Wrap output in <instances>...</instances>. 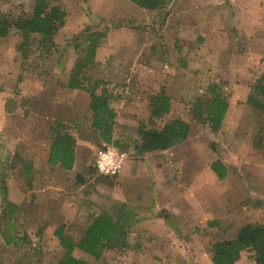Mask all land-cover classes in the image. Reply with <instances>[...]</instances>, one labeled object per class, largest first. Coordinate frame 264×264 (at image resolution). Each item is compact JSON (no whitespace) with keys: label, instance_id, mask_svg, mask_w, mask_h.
Here are the masks:
<instances>
[{"label":"rangeland","instance_id":"374dc122","mask_svg":"<svg viewBox=\"0 0 264 264\" xmlns=\"http://www.w3.org/2000/svg\"><path fill=\"white\" fill-rule=\"evenodd\" d=\"M38 1L40 0H0V25L11 26V35L4 39L0 38V61L3 59L5 66H10L13 70L9 73V79L3 85L0 84V214L8 215L6 211L8 198L17 197L19 187H27L30 189L28 194L34 197L31 202L34 205H28L31 219L35 215L49 218L56 212V207L63 205L62 212L69 215L68 213L72 212L67 207L69 204H66L69 195H73V201H76L82 198L84 191L86 195L90 194L93 197L107 194L105 182H110L115 176L103 175L95 167L98 152L105 147L103 140L98 145L93 144L91 148L87 178H75V174L71 176L63 169L51 166L45 168L42 164L39 169L33 171L22 166L23 160L29 159L34 162L33 158L37 153L31 147V138L36 136V132L42 134L43 140L50 139L48 130L56 116H59L53 108L57 105L55 98L61 99L63 96L64 101L71 99L67 94L73 91H69L67 86L78 62L82 65L79 70L86 77L85 88L96 87L99 94L104 89L106 91L107 88L114 89L118 82L110 77L111 73L118 71L124 60L136 68L144 66L145 64L139 60L140 53L148 57L146 63L149 66L146 70H150L154 76L163 77L166 82L170 80L174 71L171 66L178 69L180 66L186 67L189 62L191 69L187 72L190 76L188 80L196 83L197 87L200 86L198 83H201L198 98L203 104L206 105L210 98L208 85L215 82L226 98H233L237 94L241 96L236 102L239 110L237 113L241 112L240 115L246 116L254 115V112L255 115H264L261 111H254L255 109L242 99L244 96L242 91L246 84L252 82L253 86L264 71V40L256 36L258 30L256 18L260 12L264 18V11H260L258 5H252L253 0H249L246 10L243 8L248 0H237V9L231 4L226 7L225 0H170L164 7L153 11L137 6L132 0H45L48 8L60 6L66 10L64 25L52 36L39 33L25 35L16 31L12 23L19 16L33 15ZM194 7L200 8L194 23L197 25L201 19L208 17L209 25L204 27L185 25L183 29L190 36L187 37L188 44H185L186 46L178 44L174 39L175 35L168 30L163 21L170 19L171 23L175 22L178 27L181 22L178 20L179 16H183L185 21L187 17L184 15ZM210 14L215 16L221 14L220 20L213 19V16L210 19ZM177 27L174 26L173 29ZM199 30H202L201 35L198 33L199 37L194 39ZM95 32L103 35L96 36L94 56L89 62L84 63L83 60L89 53L87 46L90 41L87 37ZM261 34L264 36V28ZM116 44L120 45L118 51ZM123 67L129 68L128 65ZM194 71L201 72V75H189ZM183 73L184 75H180L181 80L187 75L185 71ZM74 92L82 94L85 91L80 89ZM187 103L184 110L191 116L194 105L191 102ZM59 106L67 108L65 103ZM56 111L59 113L58 108ZM230 129L229 125L213 135V131H210L207 125L200 124V131L203 133H200L197 147L202 151L200 157L203 164L210 162L219 148L222 153L227 151L231 143L228 136ZM252 129L257 130V127ZM92 142L96 143L95 140ZM133 145L134 143L129 142L121 146V149L128 153V159L137 158ZM32 166L34 169V164ZM32 173L35 178H31ZM87 181L89 183L83 187L82 183ZM51 184L65 185V188L64 190L51 188L49 187ZM61 201L63 204H60ZM18 206L14 217L10 219L0 217L2 221L0 231L8 228L15 218V230L9 233L15 235L17 241L22 243L18 245L19 247H6L0 241V264H43L59 260L64 250L60 243L51 237L52 227H45L46 240L39 241L38 227L31 225L27 220L20 221L23 213V216L25 213L28 216L26 212L28 206L24 203ZM235 206L236 211L238 210L236 214L239 215L236 218L182 220L185 233L189 232L188 234L183 233L179 227L174 232L172 228L163 224L162 229L168 228L163 242L170 243V246L176 248L169 251L167 256H163L161 252H148L150 247L143 250L141 244L139 250H134L136 241L142 242L143 246H149L152 241L159 239L158 237L129 235L127 242L130 246L111 247L99 261L87 258L94 264H137L142 258L163 260L189 257L204 258V261L209 262L212 260L211 245L218 237L221 235L227 237L234 232L237 234L240 228L238 225L243 222L245 224L258 222L264 225L259 221L257 212L254 210L250 212V205L246 211L243 204ZM170 221L171 227H176L174 223L172 224V219ZM28 237L29 240H25ZM184 245L192 250L180 249ZM163 253L166 255L165 251ZM243 255L248 261L255 260V252L252 250H244ZM145 262L148 263L147 260Z\"/></svg>","mask_w":264,"mask_h":264},{"label":"crops","instance_id":"0c3cea01","mask_svg":"<svg viewBox=\"0 0 264 264\" xmlns=\"http://www.w3.org/2000/svg\"><path fill=\"white\" fill-rule=\"evenodd\" d=\"M225 1H227L226 7L231 4L234 5L236 9L238 8L237 0ZM248 5L249 0L244 4L243 10H246ZM252 5H258L259 10L264 11V0H253ZM198 8L199 7H194L192 11L189 10V13L187 12V14L184 15L187 17L185 21L183 20V16H179L178 20L180 19L181 22L178 27L175 22L171 23L170 19L168 21H163L169 28L168 30L175 35L174 39L178 44H188L190 36L183 27L185 25H196L194 21L197 19L196 14L200 9ZM212 14H210V19H212L213 16V19L220 20L221 14H219V16ZM208 19V17L201 19V22L198 23L196 27L209 25L207 24V22H209ZM256 20L258 24L256 36L264 40V36L261 34L264 28V18L261 12ZM183 21L186 24H184ZM107 22L109 21L107 20ZM118 23L123 22L118 21ZM174 26L177 27V29H173ZM201 31L202 30L196 32L197 35L195 34L193 38L197 39L199 37L198 33L201 35ZM9 34L0 38H7ZM109 34L110 32L107 33V35ZM88 38L89 37H87V39ZM119 46V44H116V50L120 48ZM140 54L139 60L145 64L144 66L136 68L131 65L132 63H128L127 60H124V62L120 60L122 63L118 71H114V73H111L112 76H110L115 79L116 83L118 82L120 84L117 83L114 89L107 88L109 93L106 89L103 90L109 95L110 106L116 113L114 125L115 140L119 143L120 148L123 143H134L133 148L137 154V158L135 157L127 160L121 172L115 175L110 182H105L107 194H100L93 197L90 194L86 195L84 191L81 195L82 198H78L76 201H73V195H69L66 198V200H68L66 204H69L67 207H69L72 212L67 215L65 212H62L64 205L62 207L58 206L56 207V212L50 215L51 217L54 216L52 219L51 217L43 218L38 215H35L31 219L30 206L28 205H34L31 204L34 197L32 194H28L30 189L27 187H19L18 196L8 198L10 202L15 203L17 206L20 203H24L28 206L26 207L28 216L26 213L25 216H23V213L20 221L25 222V220H27L31 222V225L38 227L39 241L46 240L45 227L50 226L52 227V229H50L52 234L51 237L59 242L54 232L58 226L63 224L66 226V232L72 235L75 240H79L94 219L101 213L106 212L115 220H118L120 216L123 215L127 217V221H125L127 238L129 235L159 238L152 241L149 246H143L142 242L136 241L134 250H139V245L141 244L143 250H147L146 247H150L148 252H161L163 256H167L169 251L176 248L170 246V243L163 242L165 239L164 234L168 231V228H161L163 224L172 228L174 232L177 231L179 227V229L185 233L182 220L186 219L190 221L194 218H202L205 220L236 218L239 217V215L236 214L238 211H236V204H243L244 210H249L247 207L250 205V212H252V210H254L255 213L257 212L259 214V221L264 223V115H255V112L254 115L251 116H246L244 114L240 115L241 112H236L239 111L236 107V102L241 96L237 94V96L234 95L233 98H226L222 95L229 102V107L221 125L218 129L212 130L210 123L206 121V113L204 115L196 113V108L199 106H204L206 108L209 100L206 105L203 104L202 100L198 98L201 83H198L200 86L198 85L197 87L196 83H191L188 80L190 76H188L187 72L190 71L191 64L188 62L186 67L180 66L178 69L171 66L170 68L174 71L170 76V80L166 82L163 77L154 76L150 70H146L149 66L146 63L148 57L144 56L142 53ZM173 58L172 56V59ZM122 59H124V57H122ZM2 61L4 60L2 59L0 61V84L3 85V83L9 79V73H12L13 70L10 66H5V63ZM123 65H128L129 68L125 69ZM184 71L187 75L186 77L184 76V80H181L180 75H184ZM263 72L264 71H262V73ZM189 75L200 76L201 72L194 71L193 74L191 73ZM210 79H208V82ZM211 84L217 83L211 82L208 85L210 98L211 91L209 86ZM252 84L251 82L246 84V86L244 85L245 87L242 91L244 96L242 99L245 102H247L248 96L251 93ZM67 87L69 91H73L67 94L71 99L64 101L63 96L61 99L55 98L57 105L53 108H55L57 115L59 114V116H56V119H60L67 123L70 133L76 139V144L74 146L75 159L72 169L63 168L60 163L52 164L49 162L52 148L50 129L48 130L50 139L43 140L41 137L42 134L39 131L36 132L34 138H31V147L37 154L33 158L34 162L29 159L23 160L22 166L28 167L33 171L39 169L42 164L45 168L51 166L53 168L63 169L69 172L71 176L75 174V178H87L88 160H90L91 148H93V144L98 145L103 139L100 135V131L93 126L94 117L92 116L93 112L90 108L92 99L91 93L86 90H84L85 92L82 94H80V92L75 93L74 91L80 89L72 88L69 84ZM162 98H168L169 100L166 108L165 102L162 103ZM187 102H191L194 105V110L192 111L194 114L191 112V116L184 110L185 106L188 104ZM62 103H65L67 108L60 107L59 104ZM250 107L253 106L250 105ZM56 108L59 109V113L56 111ZM254 111L258 110L255 109ZM175 120H183L189 123L188 134L185 139L168 147L146 149L143 146L146 143L147 132L155 130L161 132L168 124ZM201 123L207 125L208 129L213 131V135H216V133H219L220 130L225 129L229 125L231 128L228 133L231 140L229 148L223 153L219 150L221 148H219L217 150L218 152L214 155L215 157L207 164H203L200 157L202 151L197 147V141L201 135L200 133H203L200 131ZM252 127H257V130H253ZM93 140H95L96 143H93ZM215 161H220L224 167H226L225 179H221L217 172L213 170L212 164ZM32 164H34V169L32 168ZM31 178H35L34 173H32ZM88 183V181L82 183V186L84 187V185ZM49 187L64 190L65 185L59 186L51 184ZM60 204H63V202L61 201ZM0 217H3V219H10L8 215L5 216L2 213ZM171 219L173 221L172 224L174 223L176 225V227H174L175 229L171 227ZM13 221H15V218H13ZM45 221H47V223ZM1 223L2 221L0 220V224ZM244 224V222L239 224L238 228ZM12 229L15 230L13 227L10 229V226H8V228H3V230L0 231V241L6 247H19L18 245H21L22 241L18 242V238H15L16 242L13 243H8L5 239ZM235 234L234 232L231 235H227V237L221 235L216 240L232 239L237 236V234ZM128 245L130 246L127 242L126 246ZM110 248L105 251L110 250ZM62 249L64 250L63 247ZM180 249L186 251L192 250L185 245ZM105 251L99 260L103 259L106 254ZM163 251L166 252V255H164ZM243 252L244 251H242L240 259H238L235 264H257L255 260L248 261L244 257ZM74 253L76 256L87 260H89L87 257L93 258L80 250H75ZM210 255L212 257V252H210ZM143 259L144 258L138 260L137 264H214L211 259L209 262L207 260H205V262L204 258L190 257L184 259L164 258L163 260L144 259V261L147 260L148 263H144V261L141 262ZM49 263L53 262L43 264Z\"/></svg>","mask_w":264,"mask_h":264},{"label":"trees","instance_id":"16d2710c","mask_svg":"<svg viewBox=\"0 0 264 264\" xmlns=\"http://www.w3.org/2000/svg\"><path fill=\"white\" fill-rule=\"evenodd\" d=\"M137 6L155 10L167 5L170 0H132ZM67 12L60 6L47 7L45 0L36 3L33 15L19 16L12 23L13 27L25 35L39 33L44 36L54 35L65 23ZM11 27V26H10ZM9 25H0V37L10 33ZM103 33L95 32L89 34L88 56H85L84 63L89 62L95 53L96 36L100 37ZM81 63L78 62L74 71L71 73L69 86L72 88L84 89L91 93L92 99L90 108L94 117L93 126L100 131L105 147L114 145L119 147V143L114 138V125L116 113L110 106L109 95L104 91L100 94L96 87L85 88L84 81L86 77L79 68ZM211 98L206 108L199 106L196 113L204 115L206 121L210 123L212 130L218 129L221 125L229 102L222 93L217 84L209 86ZM168 98H162L165 102V108ZM247 103L252 105L256 110L264 113V72L259 76L256 83L252 86L251 93L248 96ZM189 123L183 120H175L168 124L161 132L155 130L147 132L146 143L143 145L146 149L168 147L185 139L188 134ZM52 138V148L49 162L52 164L60 163L63 168L72 169L74 164V146L75 137L69 131V125L60 119H55L50 126ZM147 146V147H146ZM212 168L217 172L221 179L226 177V167L220 162L215 161ZM17 205L8 201L7 212L9 217H14ZM16 221V219H15ZM15 221L11 223L10 229H15ZM125 215L115 220L108 213H101L86 228L79 240L66 232V226L60 225L55 229V235L59 239L61 246L64 248V255L57 261L49 264H92L89 260L75 255V250H80L85 254L99 260L104 251L110 247H125L127 245V232L125 230ZM13 230V229H12ZM29 238V237H28ZM26 238L27 240H29ZM8 243L16 242L15 235L5 237ZM25 239V240H26ZM244 250L255 252L257 264H264V225L258 222H249L241 226L237 236L232 239L217 240L211 245L212 261L214 264H235L241 257Z\"/></svg>","mask_w":264,"mask_h":264},{"label":"built area","instance_id":"2783aa9c","mask_svg":"<svg viewBox=\"0 0 264 264\" xmlns=\"http://www.w3.org/2000/svg\"><path fill=\"white\" fill-rule=\"evenodd\" d=\"M128 160V153L114 145L99 150L95 167L106 176H115L121 172Z\"/></svg>","mask_w":264,"mask_h":264}]
</instances>
